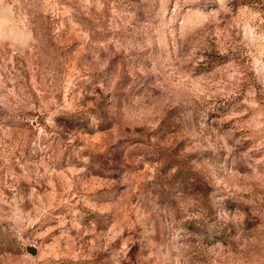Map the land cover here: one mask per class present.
<instances>
[{
	"label": "rangeland",
	"instance_id": "1",
	"mask_svg": "<svg viewBox=\"0 0 264 264\" xmlns=\"http://www.w3.org/2000/svg\"><path fill=\"white\" fill-rule=\"evenodd\" d=\"M0 264H264V0H0Z\"/></svg>",
	"mask_w": 264,
	"mask_h": 264
}]
</instances>
